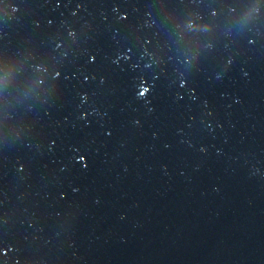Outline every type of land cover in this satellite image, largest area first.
Segmentation results:
<instances>
[{
	"label": "water",
	"instance_id": "95a60500",
	"mask_svg": "<svg viewBox=\"0 0 264 264\" xmlns=\"http://www.w3.org/2000/svg\"><path fill=\"white\" fill-rule=\"evenodd\" d=\"M0 264H264V0H0Z\"/></svg>",
	"mask_w": 264,
	"mask_h": 264
}]
</instances>
